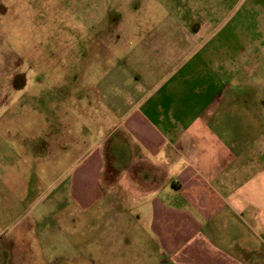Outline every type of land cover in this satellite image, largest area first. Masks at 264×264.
<instances>
[{"label": "rangeland", "instance_id": "obj_1", "mask_svg": "<svg viewBox=\"0 0 264 264\" xmlns=\"http://www.w3.org/2000/svg\"><path fill=\"white\" fill-rule=\"evenodd\" d=\"M168 15L198 40L180 60L182 75L191 73V85L215 81L216 99L226 98V122L214 119L212 128L215 148L243 132L231 141L245 144L249 154L258 147L257 123L248 116L257 108L238 99L253 107L255 97L264 96L245 89L264 83V0H0V264L127 259L121 243L108 251L96 247L110 244L111 232H121L111 222L117 227L120 221L111 218V204L104 215L90 197L86 210H78L71 171L111 126L93 86L122 59L132 71L162 67L161 56L174 54L171 42L184 37L170 19L156 28ZM195 50L199 57L191 61ZM136 53H145L146 64H135ZM200 68L209 69L204 79ZM261 114L264 131V107ZM191 146H184L185 155ZM84 174L95 181L93 170ZM246 259L264 264V251Z\"/></svg>", "mask_w": 264, "mask_h": 264}, {"label": "crops", "instance_id": "obj_2", "mask_svg": "<svg viewBox=\"0 0 264 264\" xmlns=\"http://www.w3.org/2000/svg\"><path fill=\"white\" fill-rule=\"evenodd\" d=\"M170 17L156 28L170 19L176 35L184 37L171 42L174 54L161 56L162 67L132 71L122 59V66L100 76L93 86L95 102L111 126L72 169L71 198L83 211L90 197L104 215L109 203L111 218L120 221L117 227L111 222L112 229L121 231L111 232V245L96 247L108 251L121 243L129 252L127 259L101 258L100 264H248L247 253L264 251V96L255 97L253 107L246 98L238 99L245 108H257L249 109L248 116L257 123L252 136L258 147L249 154L245 144L231 141L246 136L243 132L217 150L212 128L214 119L226 122V98L216 99L215 81L191 85V73L182 75L186 67L180 68V60L198 40ZM199 54L195 50L191 61ZM135 55V64H146L145 53ZM207 70H197L200 79ZM217 79L219 89V75ZM263 85L245 89L264 91ZM201 94L207 98L190 99ZM187 141L192 146L185 155ZM220 154L223 163L218 164ZM88 169L95 173L94 182L85 178Z\"/></svg>", "mask_w": 264, "mask_h": 264}]
</instances>
